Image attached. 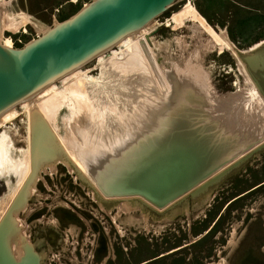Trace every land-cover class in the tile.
<instances>
[{"label": "rangeland", "instance_id": "obj_1", "mask_svg": "<svg viewBox=\"0 0 264 264\" xmlns=\"http://www.w3.org/2000/svg\"><path fill=\"white\" fill-rule=\"evenodd\" d=\"M89 1L4 0L2 11L7 16L16 22L24 18L27 21L3 35L12 39L13 47H23L41 35L44 28L69 18ZM222 31H226L238 53L246 52L256 43L261 44L256 51L246 52L249 54H244L243 58L261 51L264 47V0H177L151 23L148 35L138 40V55L131 56L132 65L128 64L132 66L128 70L130 73L124 70L116 80L104 81L102 66L107 61L119 64L126 58L113 56L115 49L106 53L102 61L98 58L79 69L83 82L89 85L85 90L81 89L82 85L76 90L74 83L77 81L72 77L57 82L60 98L64 97L71 104L59 115L61 125L66 119L67 134L58 121L57 124L49 122V119L53 121L50 109L58 104L45 101L44 106L49 108L41 111V115L60 144L61 137L55 131L75 142H94L93 156L121 141L117 137L124 138L137 120L151 117L154 110L151 106L156 100L149 106L150 100L144 102L148 94L154 91V99L167 102L173 87L164 73L168 71L170 75L175 62L186 70V60L200 66L209 76L211 92L205 91L204 84L199 88L195 84L186 91L189 102L185 103L188 104L183 111L185 115L171 117L178 123L177 129L171 130L169 134L173 136L166 139L161 135L162 130L155 150L164 152L168 144H172L175 152L188 148L190 157H203L204 139L209 143L211 139L220 142L233 137L239 142H250L235 152L241 156L225 162L218 174L212 173L205 181L202 178L197 187L162 209L135 198L128 202L129 205L126 201L104 202L77 169L67 163L56 162L53 167L52 163L43 162L23 191L26 196L22 206L16 205L17 200L14 202L19 194L13 193L17 177H0V184L6 186H0V221L9 215L7 243L10 250L13 247L16 259L24 255V247L30 244L39 255V264H138L160 255L165 256L149 264H264V187L247 196V203L238 200L223 208L218 203L222 193L228 192L227 200L231 199L228 204L249 187L264 181V99L262 96L259 97L263 101L256 99L258 95L249 86L232 52L226 49L220 53ZM134 56L144 61L142 75L138 66L135 67ZM260 75L263 77L264 73ZM143 78L149 81L148 86ZM186 79V83L191 81L190 77ZM147 87L149 93L139 92ZM114 88L118 92H111ZM240 93L244 95L242 98L233 97ZM37 105L35 109L39 108ZM238 105L251 106L243 110ZM18 111L19 117L7 124L6 129L9 128L16 146L24 148L30 132L32 135V126L28 131L31 119L29 122L25 108L19 107ZM233 111L242 113L237 118L239 122L233 118L236 114ZM132 113L134 115L129 116ZM233 120L237 122L236 128L229 129L226 123ZM207 126L214 132L209 130L204 135ZM222 126L226 129L224 133L220 132ZM186 131L194 138L190 145L178 139ZM81 146L82 151L85 147ZM211 148L212 152L218 149L217 146ZM85 164L91 166L90 161L85 160ZM11 181L12 186H9ZM101 244L107 253L96 261Z\"/></svg>", "mask_w": 264, "mask_h": 264}, {"label": "bare ground", "instance_id": "obj_2", "mask_svg": "<svg viewBox=\"0 0 264 264\" xmlns=\"http://www.w3.org/2000/svg\"><path fill=\"white\" fill-rule=\"evenodd\" d=\"M3 1L4 0H0V6H1L0 7L1 8L0 9V16H1L0 43L9 47H13L12 39L9 37H5L3 35V32L18 28L21 24L26 22L27 19L24 18L23 21L19 20V22H16L14 18H10L9 16H7L6 13H4V10L2 11V9H4ZM156 19L157 17L153 19L149 24H147L144 28H142L138 33L129 35L128 37L123 39L120 43H118L116 47L110 50V51H114L115 49H117L113 56L118 55L119 56L118 59L124 58L123 55L126 58H124V61L121 62L117 61L119 64H114L115 62H111V61H107L105 65L102 64L103 65L102 69L104 72L103 78H106L104 79V81H107V79L110 78L112 80H116V78L120 76L121 72H123L124 70L129 72L128 70L132 69V66L130 65L128 66V64L132 63L130 58L131 56L138 55V48L136 47V45L138 44V40L148 35V28L151 25V23L156 21ZM48 29L49 28H44L43 32ZM220 39H221V45L219 48L220 53H222L226 49L232 52L230 53L233 54L232 56L234 59L236 58L235 60L238 63L239 67L241 68L240 70L244 73L245 77L247 78L249 86H251L254 93L258 95V97L256 96V99L260 98L259 96H262L264 99V94L261 88L259 87L258 82L253 78V76L250 73V69H249L250 63H248L243 58L244 54H249L253 52V51L251 52L249 51L251 49L254 50L260 44H255L253 47L246 50V52L249 53L241 52V51H239L238 53L236 49L233 47L232 43L230 42L226 31L221 32ZM257 49H255L254 51H256ZM105 55L106 53L100 55L98 58H100V60L102 61ZM255 57L257 61L254 64L256 65L261 64L264 66V53L262 55L260 54L256 55ZM134 59L135 60H133V62L137 64L135 65V67L137 69L138 66L140 70L138 72L141 73V68L144 67V61L141 59L140 56H136V57L134 56ZM184 65L186 70H184L181 66H178L177 63L175 62L173 64L171 74L168 75L169 74L168 71L167 74L166 71L164 73L165 78L169 81V83H171L173 87L172 88L173 91L168 98L169 101L167 100V102L165 103L163 102L164 103L163 104L160 102V100L153 98L154 96H156L154 91L148 94V98L144 100V102L150 100L151 102L149 103V106L154 100H156L154 103H152L151 106L154 108V110L151 111L152 113L151 117L146 118V116H144L140 120H137L136 124H133L128 129L126 135L124 134L125 135L124 138L117 137V139L121 141H117L116 143H113L112 147L99 150L97 153H94L93 156H92V150H93L94 142L89 143L85 140H80L78 142H75L69 140L68 137H64L63 133L55 131L57 136L61 137V144H64L63 147L58 142L56 136L51 131L49 123L46 121V118H44L41 115V111H44V109L49 108L47 105L44 106L45 101L53 102L55 105L58 104L56 107H51L50 114L53 116V121L52 119H49V122H51V124L54 123L57 124L56 121L59 122V115L61 113V110L65 106H67L68 108L71 106L70 102L67 101L64 97L60 98L62 97V95L58 94L59 90L56 87L57 82L53 83L52 85L42 90L33 99L22 102L12 107L11 109L7 110L4 114H2L0 116V177L3 178L6 175L9 176L15 175V177H17L16 180L18 181V184H17V188L15 189V191H13V193L16 194L17 192H19V194H17L18 196L15 198L14 202L17 200L15 203H18V206L23 205V200L22 201L19 200L22 191L20 192L19 190L21 186L25 183V181L28 179L25 183V185H27L29 179H31L32 175L38 171V169L41 167L43 162L52 163L51 165L55 164L56 162L65 163V164L67 163L68 165L72 164V166H74L77 169L80 176L84 177V179H86V181H88L89 184L95 189V191L98 193L100 200H103L104 202L126 201L127 202L126 204L129 205L128 202L135 198L136 200H142L145 204L150 203L151 205H153L158 209L165 208L175 203L179 198L183 197L186 193L190 192L195 186L197 187L200 181H202V178H204L205 181L207 177L209 178V176L212 175V173L218 174L219 168H221L225 162L230 161L231 159H234L233 157L238 156V154L235 153L237 150L245 148L250 144L249 140L246 141L243 140L239 142L237 140L232 139L233 137H231V138L221 139L220 142L219 140L208 139L209 143H207L204 139V151L202 150L204 156L197 157L198 155L197 156L193 155L194 157L192 159L190 158L188 159V161H185V164H187L186 165L187 168H185L186 170L183 171L184 174L182 176L179 175L180 174L179 173L177 176L170 179L171 181L167 182L168 184L166 183L163 186H161L162 190H160L159 193H157L156 195L151 194L144 189L146 182L152 186H155V184L160 183L162 173L160 172L161 170L158 171L156 170L155 167L157 166L162 167L163 165L166 164V162L169 163L170 165L177 159L183 158V156L174 155L177 152H175V150L172 149L173 148L172 144H168V148L166 150L165 155L155 156L148 160V158L150 157L149 153L151 151H154L155 147L159 145L160 136L164 134L165 138L163 139L169 138L170 136H173L169 134L170 131L173 130L174 128L177 129L178 123L175 122L174 121L175 119L171 117L181 116L182 114L185 115L183 111L186 109L187 107L186 105H188L185 103L186 101L189 102L186 96L188 93H186V91H189V88L191 86L194 87L195 84H197L198 88L202 87V84H204L205 91L209 92L207 90H210V87L208 86L209 76L204 74V71L200 69V66H196L186 60ZM136 71L133 70V72L135 73ZM139 73H136V75ZM142 74L143 73H141V75ZM127 75L129 74L127 73ZM66 77H72V79H76L77 82L74 83L76 90H80L78 85L79 86L82 85L81 89L83 90H85L86 87L89 86L88 84H86V82H83L85 80L79 69L73 71ZM189 77L191 78V81L186 83V81H188L186 78ZM144 81L147 86L148 84H150L148 80L144 79ZM149 90L150 88L148 87L145 88V90L141 88L139 92H142V94H144V93H149L148 92ZM111 92L116 93L118 92V90L114 88L111 90ZM234 96L236 98L238 97L242 98V96L244 95L240 93L238 95H233V97ZM263 99L261 100L260 98L261 101H263ZM251 100L254 101L253 98ZM141 101L143 102V99ZM160 103L161 106L159 107L158 105ZM36 104H38L37 106L39 107L38 108L39 110L35 109ZM228 106L231 107L230 105ZM238 106L243 108V110L244 109L249 110L251 105H249V107H243L240 105ZM19 107L25 108V113L27 114L26 117H28L27 119L29 120V122L31 119V123H29L30 125L28 126V131L31 130V126H32V135L30 132V139L27 140V146L24 148L23 147L20 148L16 146L15 141L10 134V131L7 130L9 128L6 129L7 124L13 123L19 117L20 115L18 111ZM233 112L236 113L233 118H235V120L239 122L237 118L240 116L239 114L242 113H239L238 111H233ZM133 115L134 113H132L129 116H133ZM181 118L183 117L181 116ZM237 122L234 123V120L231 122L228 121L226 125L229 127V129L232 128L235 129L236 128L235 125L237 124ZM60 123L61 122H59V127L61 126L63 129L67 125L66 119L63 120L62 125ZM258 128L257 130H259ZM64 130H65V134H67L68 132L66 131V128ZM162 130L163 133H161ZM209 130L214 132V129L211 126H207L204 129V135H206L207 132H209ZM224 130L226 129L222 126V130H220V132L224 133ZM165 132L169 135L165 134ZM181 136L182 138H178L179 141H181V143L183 142V144L190 145L193 142L192 140L194 138L191 133L189 135V133L186 131V133L181 134ZM64 138L67 141H65ZM81 144H83L85 147V149L82 151H81L82 149ZM200 144L203 145L202 142H200ZM253 145H255V143H253ZM31 146H32V151H31ZM216 146L218 149L214 150L215 149L214 147ZM211 147L214 148L213 152ZM64 148L65 151H67V153L64 151ZM187 150L189 149L187 148ZM82 155H85L86 158H83ZM160 159L163 160L158 164L157 162ZM85 160L90 161L91 164L90 167L86 166ZM76 165L79 168H81L85 173H87V176L85 175V173L81 172L80 171L81 169L79 170L76 167ZM153 165L155 166L152 167ZM54 166L55 165H53V167ZM165 166L167 167L168 165ZM203 170L204 172H202ZM182 178L184 179L182 180ZM180 182L182 183L179 186ZM8 185L12 186V181L9 182ZM168 185H172L170 188L171 191L167 195H164L167 192ZM0 186L6 187L5 184L3 183L2 185L0 184ZM177 189H181L182 194L181 192L176 193ZM173 193H175L176 195L177 194L180 195L178 196L172 195ZM4 219L5 218L3 217L2 220L0 221V228H1V224L3 223L2 221H4ZM0 235H1V229H0ZM29 246L31 247L30 244ZM29 246L27 244L24 247V251ZM10 252L14 257L13 247L12 250H10Z\"/></svg>", "mask_w": 264, "mask_h": 264}, {"label": "water", "instance_id": "obj_3", "mask_svg": "<svg viewBox=\"0 0 264 264\" xmlns=\"http://www.w3.org/2000/svg\"><path fill=\"white\" fill-rule=\"evenodd\" d=\"M176 1L91 0L75 14L53 24L23 47H9L0 43V116L12 107L33 99L48 86L109 52L123 39L138 33L153 19L167 12ZM263 53L264 47L261 51L244 56V59L250 63V73L264 93V75L263 77L260 75L264 73V66L254 64L257 61L255 56ZM179 151L182 155L177 151L176 154L183 158L171 163V167H165L169 165L167 162L162 167H155L156 170H161V181L155 186L146 182L144 189L147 192L156 195L162 190L161 186L171 181L170 179L179 173L181 176L184 174L183 171L187 168L185 161L192 157L188 155L187 152L190 151L187 149ZM157 153H161L158 156H163L166 151H152L148 160L157 156ZM30 181L31 179L22 189L19 197L22 198L21 201L25 200L26 195L23 191H26ZM171 186H167L164 195L171 191ZM180 192L182 194L181 189H177L176 193ZM178 195L180 194L176 196ZM8 217L9 215H6L0 228V264H39L38 258L30 251L32 250L30 246L26 249L29 252L23 262L16 263L13 259L7 243L10 227H8Z\"/></svg>", "mask_w": 264, "mask_h": 264}, {"label": "flooded vegetation", "instance_id": "obj_4", "mask_svg": "<svg viewBox=\"0 0 264 264\" xmlns=\"http://www.w3.org/2000/svg\"><path fill=\"white\" fill-rule=\"evenodd\" d=\"M231 41V40H230ZM234 45V44H233ZM235 46V45H234ZM236 47V46H235ZM160 58H161V56H160ZM237 181V180H236ZM238 181L241 183V184H244V181L243 180H240V179H238ZM232 184L233 185H235L236 186V184H235V182L233 183L232 182ZM264 187V181H262V182H260L259 184H255V185H253V186H251V187H249L247 190H245L244 192H243V194L241 193V195L239 196V197H237V198H235V199H233L231 202H229L228 204H226L228 201H230V200H227V197H226V194L228 193H222V196H220V201H218V203L219 204H221V207L223 208L225 205V207H229L231 204H233V203H235V202H237L238 200H243V202H245V203H247V196H250V194H252V193H256L257 191H259V190H261L262 188ZM107 199V198H106ZM108 199H110V198H108ZM249 202V201H248ZM224 210H225V208H224ZM223 212V211H222ZM222 212L220 213V217H221V215H222ZM72 221V220H71ZM99 251H97L96 252V255H95V258H96V261L97 260H99V259H101L103 256V254H106L107 253V251H104V250H106V249H104V244H101V245H99ZM31 249H32V247H31ZM31 252H32V254L34 255V256H36L38 259H39V255L32 249V250H30ZM23 252H24V255L20 258V259H16V257L14 256H12L13 257V259L15 260V262L16 263H20V262H23V260L26 258V256H27V253L29 252V251H27V250H23ZM22 252V253H23ZM174 252H176V250L175 251H172L171 253H174ZM165 255H160V256H157L154 260H158V259H160V258H163ZM138 264H144V263H138Z\"/></svg>", "mask_w": 264, "mask_h": 264}, {"label": "crops", "instance_id": "obj_5", "mask_svg": "<svg viewBox=\"0 0 264 264\" xmlns=\"http://www.w3.org/2000/svg\"><path fill=\"white\" fill-rule=\"evenodd\" d=\"M260 43H261V42H260ZM256 44H257V43H256ZM260 46H261V44L259 45V47H260ZM251 47H252V46H251ZM255 49H256V48H255ZM255 49H254V50H255ZM254 50L251 49L249 52L254 51ZM244 51H245V50H244ZM154 259H155V258H152V259H149V260L143 261L142 263H144V264H149V263L153 262Z\"/></svg>", "mask_w": 264, "mask_h": 264}, {"label": "built area", "instance_id": "obj_6", "mask_svg": "<svg viewBox=\"0 0 264 264\" xmlns=\"http://www.w3.org/2000/svg\"><path fill=\"white\" fill-rule=\"evenodd\" d=\"M19 42H20V43H22V40H21V39H19Z\"/></svg>", "mask_w": 264, "mask_h": 264}, {"label": "trees", "instance_id": "obj_7", "mask_svg": "<svg viewBox=\"0 0 264 264\" xmlns=\"http://www.w3.org/2000/svg\"><path fill=\"white\" fill-rule=\"evenodd\" d=\"M201 13V12H200ZM202 14V13H201ZM204 16V15H203Z\"/></svg>", "mask_w": 264, "mask_h": 264}]
</instances>
